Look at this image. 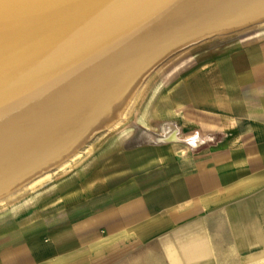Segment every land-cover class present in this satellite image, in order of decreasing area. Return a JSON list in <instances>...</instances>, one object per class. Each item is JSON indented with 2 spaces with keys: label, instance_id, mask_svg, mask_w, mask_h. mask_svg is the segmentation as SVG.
Wrapping results in <instances>:
<instances>
[{
  "label": "crops",
  "instance_id": "crops-1",
  "mask_svg": "<svg viewBox=\"0 0 264 264\" xmlns=\"http://www.w3.org/2000/svg\"><path fill=\"white\" fill-rule=\"evenodd\" d=\"M183 94L185 149L137 145L48 184L0 216V264L264 260V36L190 71Z\"/></svg>",
  "mask_w": 264,
  "mask_h": 264
},
{
  "label": "bare ground",
  "instance_id": "bare-ground-1",
  "mask_svg": "<svg viewBox=\"0 0 264 264\" xmlns=\"http://www.w3.org/2000/svg\"><path fill=\"white\" fill-rule=\"evenodd\" d=\"M263 17L264 0H0V197L123 119L173 50Z\"/></svg>",
  "mask_w": 264,
  "mask_h": 264
},
{
  "label": "rangeland",
  "instance_id": "rangeland-1",
  "mask_svg": "<svg viewBox=\"0 0 264 264\" xmlns=\"http://www.w3.org/2000/svg\"><path fill=\"white\" fill-rule=\"evenodd\" d=\"M264 36V17L248 22L223 33H213L188 42L163 57L140 80L138 96L129 105L124 118H119L111 127L101 128L64 159L62 165L44 170L23 187L0 197V216L8 214L11 208L20 207L29 198L61 178L84 165H98L99 168L120 155L123 149L137 145L187 144L189 107L183 104L184 91L189 83V72L205 61L217 57L235 46L248 44ZM194 41V42H193ZM249 196L232 198L248 200ZM216 233V228H212ZM228 235V234H227ZM226 235V236H227ZM228 238V236H227ZM216 245L228 252L232 246L226 243ZM264 250L254 249L251 253ZM244 253H241L243 256ZM151 260L149 262H153ZM148 262V263H149ZM225 264H240L238 260L226 259ZM255 264H264V260Z\"/></svg>",
  "mask_w": 264,
  "mask_h": 264
}]
</instances>
